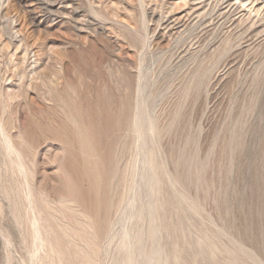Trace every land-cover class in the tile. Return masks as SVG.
I'll list each match as a JSON object with an SVG mask.
<instances>
[{"label":"rangeland","instance_id":"1","mask_svg":"<svg viewBox=\"0 0 264 264\" xmlns=\"http://www.w3.org/2000/svg\"><path fill=\"white\" fill-rule=\"evenodd\" d=\"M262 5L264 0H0V119L16 145L28 123L41 119L20 83L25 54L38 59L42 76L28 89L46 106L52 104L48 87L75 80L83 66L102 87H111L117 71L122 86L127 79L139 82L147 109L137 225L129 214L116 225L121 212L115 208L108 216L116 227L109 224V240L98 239L99 219L85 218L76 204L70 208L67 199L56 198L61 203L49 206L45 194L35 192L41 218L57 220H41L44 244L37 249L15 155H5L0 143V222L12 226L13 236L9 245L0 241V264H264V16L248 19L262 13ZM129 135L124 125L112 145L119 173L111 174L121 185L107 188L110 207H127L132 197L120 178L122 166L127 172L130 165ZM94 163L89 184L81 182L87 204L102 194V168ZM122 207L124 215L130 212ZM62 209L71 221L61 219ZM51 221L71 222L76 235L67 225L53 234L45 227ZM132 227L139 238L130 239L133 229L120 243V233Z\"/></svg>","mask_w":264,"mask_h":264},{"label":"bare ground","instance_id":"2","mask_svg":"<svg viewBox=\"0 0 264 264\" xmlns=\"http://www.w3.org/2000/svg\"><path fill=\"white\" fill-rule=\"evenodd\" d=\"M259 8L263 12L259 13L258 15L255 14L254 17L249 15L248 17L249 20L255 22L256 20H260L261 18H263L264 6L262 5ZM223 13H226V12L223 11ZM211 17L213 16H210V18ZM23 59H24L25 66H24V70L22 66V69L20 70V73H19L20 83L22 85L24 84L27 85L26 96L30 101L32 113L34 115H37V113L40 112L41 119L39 121H37L38 119L32 120L31 122L28 123L26 128L23 129V133L21 134L20 144L16 145L14 143L13 134L11 133L12 131L7 130V128L4 126V123H2L3 120H1L2 119L1 118L0 119V143L3 145L2 150L4 151L5 155H8V153H9V156L11 153L15 155L14 165L16 167V171H18V174L21 176L23 185H25L26 192L23 189L24 194H25L24 199L27 201V211L29 213L28 214L29 216L27 217H28V220L30 221L31 241L33 242V244L37 246V249H39L38 247L44 244V235H42V224H41L42 223L41 220L44 221V218L43 219L41 218L42 215L40 216L41 214L40 211L38 212L37 210H35V205H34V202H35L34 200L36 196L35 192H41V193L43 192L46 198L45 201H47V203L50 202L49 206L53 204V202H55L56 198H57V201L64 200L63 202L65 203L68 200V203L70 202L69 204L67 203L69 207L70 205L72 206V204L73 205L76 204L75 206H77V208L79 207L80 208L79 210H81L84 214H87V216H85L84 214L79 212L80 215H84L85 218H88V216L89 217L91 216L92 218L95 219V222L97 219H99L97 220L100 223L99 227L97 224H96V227L99 229V232H97L99 233L98 235L99 238L98 237L97 238L100 239L101 241L106 240V238L108 237L107 233H110L109 232V230L111 229L110 225H112V227L114 225L110 223L111 221L110 222L108 221V216L109 215L111 216V211L115 210V208H116L115 211L117 212L120 211L122 213L124 209L122 211L118 209L119 207L121 208V206H123L122 208H124L125 206V208H129V211H130L128 213L125 212V215L124 213H122L123 215L119 213L120 216H118L117 214H114L115 216H118V219H119L117 220L116 225L118 224V222L125 219L123 217L126 216V214H129L130 220L132 221V226L137 225L138 215H139L137 212L138 209L136 207H138L137 201L139 200L137 199L139 198L137 197V194H138L137 187L139 186L138 185L139 182L137 180L139 179L138 178L139 176L137 177V175H138V170H139L138 168V165H139L138 157H139V150H140L139 145L141 143L140 130H142L141 124L143 125L145 123V122L144 123L142 122L144 121L142 120V117L145 116L147 112V109L145 107L146 105H143V101H145V99L142 97L143 96L142 93L145 87H143L139 82H136V83L132 82L131 79L130 80L127 79L125 84L122 86V84L118 82L120 80V74L117 71L115 73L116 75H114L113 74L114 70L113 71L111 70V71H112V74L115 76L113 77L115 78L114 80L115 82L111 85V87H107L106 85L102 87L101 84L98 82V80L93 75V73H90L87 68L83 66L82 67L79 66L78 72H77V78L75 80L70 81L66 79V81H64L62 85H58L56 82L55 83L51 82L53 84H51L48 87L46 95L52 101V104L50 106H46L41 101L37 100L38 96L36 97L35 95H32L30 90L28 89L30 82L34 81L35 79L42 78L41 75L39 76V74L36 73V68L38 66V61H37L38 59H36V57H34L33 55L27 56L26 54L23 56ZM64 72L65 73L67 72V66H65ZM65 73L63 76H66L67 73L66 74ZM109 91L112 92V95L109 94L111 96L110 97L111 99L105 98L106 97L105 94L108 93ZM122 92H124L126 96V100L125 98L122 97L123 96ZM124 125H125V128L128 130V132L131 133V135H129L131 136V139L129 138V141L131 140L130 142L131 145H129L130 146V154H129L130 162L128 161L130 165L127 162V164L129 165V167L127 165L128 167L127 172H129V177H128L129 179L126 176L128 173L125 172L126 169L123 166H122L120 178L122 179L121 183L123 185H124L123 182H125V180L128 181V183L126 184L128 186L127 190L129 191L128 194L130 192L132 193V197L129 195L131 197V198L129 197L131 201H129L130 199H127L128 202H130V204H127L129 207L128 206L126 207V203H123V205L119 206L118 202H116L115 206L112 205L110 207L108 204L110 203L111 200L107 201V198H109L107 197V194L109 193L108 189L111 186V184L113 185L114 182H115L116 187H119V185H121L119 183L120 182L119 178L117 179V182H116L115 178L112 176L115 174H111L113 171H116L117 174L119 173L117 170H115L116 168L119 167V164L118 165L116 164L118 167L116 166L115 168L113 164L115 159H114V156L112 157V154H111V153L114 154V152H112L111 149H114L115 152H117L116 148H113L112 145L117 143V140L120 139L119 135L121 134ZM148 125L150 126L152 125V123L150 122V124L148 123ZM18 126L19 128L25 127L23 126L21 122L19 123ZM151 129H153V126ZM94 141H96L97 143L95 147L93 146ZM114 141L116 142L113 143ZM115 146L117 147V145ZM121 148H122V145H121ZM119 158L122 159L123 156L121 157L119 155L118 159ZM118 159H117V162H118ZM92 160L94 162L99 161L101 166H98V167L102 168V172H101L102 173L101 178L103 179L102 188H101L102 194H100L101 193L100 191H97V193L99 192L98 194L101 195L100 198H97V200L94 199L95 202L87 204L85 203V198L87 197V193L85 192V189L81 188V182H84L85 184L86 180L90 181V179L93 178L94 171L96 172V170H94V165L96 163L93 164ZM95 160H98V161H95ZM119 161L121 163V160ZM146 165L148 167L152 166L150 162L149 163L147 162ZM95 167L97 168V166ZM98 172H99V169H98ZM98 172L97 174H99ZM112 177L114 180L112 179ZM97 181L100 182L101 180H97ZM152 186L151 188L153 189ZM93 187L94 186L91 182V186L89 188L90 191H92ZM122 188H121V191L124 189ZM98 194H97V197H98ZM122 194L123 193H121V195ZM60 196H64V198L65 197L66 198L61 199ZM59 197H60V200L58 199ZM122 199L123 198H121V200ZM47 203L45 205H47ZM57 203H61V202H55L54 204H57ZM50 209L52 210V208ZM47 210L49 209H46L44 211L47 212ZM67 210L68 209H66V211ZM41 211L43 212V210ZM63 211L64 209H62V211L60 212L61 215L62 213L65 214V212ZM54 212H55V209H54ZM55 213L56 214L58 213V217H60L59 212L56 211ZM64 214L61 216V219L68 220L69 216H67L66 218V215L64 216ZM47 216L45 218V221H47L48 219L50 220V218L48 217H51V220L52 221L54 220V222L57 221L56 219H52L55 217V215H53L54 217H52L51 215L48 217ZM62 217H65V218H62ZM120 217H122L123 219L120 220ZM127 218L128 217L126 216V219ZM29 221H28V224H29ZM52 221H51L50 226H45V227L46 228L49 227V230L53 232V234L58 236L62 228H64V231L67 230V228H65L67 224H63L62 222L54 224V222ZM68 221H71V220H68ZM68 221L67 223H69L68 224L69 226L67 225V227L70 228L71 230L73 224H71V222H68ZM87 221L89 222V220ZM114 221H116V218ZM1 222H0V234H1L0 241L1 243L3 244L6 243L7 245L8 243L10 244L13 240V236L8 235L10 230L12 229V226L7 222L6 227H5L4 226L5 224L3 225V223ZM91 223H90V226H91ZM62 224H63V227H62ZM134 227L131 228L132 229L131 231L125 228L127 232L126 231L122 232L124 233V235L121 236V238H120V235H121L120 233V235L118 236L119 240L121 239L120 243H122L123 241H127L129 239L128 235L131 237L133 229L135 230V232L133 233L132 238L130 239L139 238L136 235V228ZM44 228L43 230H45ZM107 228H110V229L107 230ZM106 230L108 232H106ZM46 231L47 230H45V232ZM71 232H74L75 234L74 233L72 234L76 235L75 231L71 230ZM116 232L115 234H112V235L116 236ZM111 238L113 237H110V239ZM34 254L36 253L34 252Z\"/></svg>","mask_w":264,"mask_h":264}]
</instances>
